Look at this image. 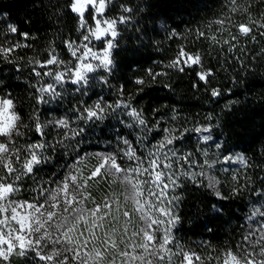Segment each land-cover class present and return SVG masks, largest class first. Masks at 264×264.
Instances as JSON below:
<instances>
[{
  "label": "snow or ice",
  "instance_id": "1",
  "mask_svg": "<svg viewBox=\"0 0 264 264\" xmlns=\"http://www.w3.org/2000/svg\"><path fill=\"white\" fill-rule=\"evenodd\" d=\"M251 2L247 0L241 4L239 0H227L229 12L233 15L239 13L244 21L236 23L232 16L215 20L213 23L220 26L217 31L228 33L222 43L216 35L209 36L203 30L195 33L197 39L203 37L210 42V47L220 46L221 51L227 45L229 53L235 49L243 53L245 49L240 43L241 38L251 41H256L257 36L264 38V13L258 19L253 18ZM113 5L114 0H68L63 6L61 11H70L75 17L77 39L61 41L70 55L68 60L62 59L51 45L46 49L47 55L43 60H28L29 65L35 64L40 69L32 67L37 79L36 83L29 85L35 90L34 94L30 93V98L37 106L61 99L67 82L76 85V92L82 96L88 94L90 81L111 87L108 77L116 67L113 56L120 43L119 26L128 25L135 11L120 4L119 13L109 16L107 13ZM226 23L231 27H226ZM10 34L20 38L9 40L7 37ZM171 35L179 33L173 31ZM34 39L28 32H20L16 25L7 24L6 28L0 29V60L8 64L23 60L24 57L14 59L13 54L18 49L31 48L32 45L24 41ZM261 52L264 53V48ZM193 66L200 68L193 87L203 82L211 97L222 95L221 89L209 87L214 73L211 68H204L200 53H187L181 46L176 58L165 65L179 72ZM101 71L106 75L97 76ZM147 74L153 80L167 75L151 69ZM44 77H48L50 82L41 83ZM145 83L143 78L134 80L138 86ZM139 91H143V87L138 88ZM116 96L113 102L103 96L91 104L80 100L70 109L71 116L65 113L59 119L53 117L42 122L38 107H33L25 118L17 110V98L12 93L0 94V264H10L13 256L25 258L26 264H32V261L36 264H264V222L259 223L257 228L250 226L234 247L228 246L216 256L211 253L204 256L186 249L175 236L174 230L178 231L181 224L178 208L184 198L180 190L188 182L197 189H208L221 201L238 197L249 188L250 177L242 174L241 169L251 165L242 153L222 154L220 149L223 145L216 142V159H205L198 165L200 171H192V167L197 165V154L182 153L176 146L188 132L209 133L201 138L205 142L211 141L212 127H219V124L178 131L163 127V117H160L149 125L143 109L134 107L131 100L125 97L124 86L116 88ZM234 103L230 101L225 107L231 110ZM117 112L131 118V123L121 121L126 128L138 126L142 133L155 134L158 137L156 142L146 143L147 135H138L133 141L118 133L112 151L80 155V145L90 126L102 123ZM177 119L178 114L173 109L171 120ZM206 119L211 121L213 116L209 114ZM49 127L56 131L52 139H48ZM26 132L37 134L38 139H29L17 146V138L24 137ZM104 143L111 145L113 141ZM198 152L208 156L207 150L198 149ZM69 153L74 154V159L72 163L60 166L65 171H54L47 179L38 177L42 167L56 158L54 154L67 156ZM88 158L96 163L89 166L86 163ZM233 163L240 168L232 169ZM219 164L225 165L219 171L230 176L224 185L227 193L221 189V180L205 170V165L214 169ZM25 178L32 181L27 189L32 196L30 199H19ZM117 181L123 191L118 194L105 191L103 198L97 202L90 189L99 190L102 184L111 188ZM257 196L264 200V191L258 192ZM120 197H123L122 202ZM86 202L92 206L86 207ZM129 202L133 203L132 210H122ZM262 208L264 205L254 208L249 219L256 215L264 218ZM213 210L217 213L221 211L215 206ZM114 211L120 215H114ZM136 213L143 221V227H136L126 241L124 237L129 234L128 226L134 224L133 215ZM122 217L126 219L120 232L117 225ZM134 237L139 239L133 241L131 238ZM121 245L124 247L121 248ZM200 247L202 251H215L205 241Z\"/></svg>",
  "mask_w": 264,
  "mask_h": 264
},
{
  "label": "trees",
  "instance_id": "2",
  "mask_svg": "<svg viewBox=\"0 0 264 264\" xmlns=\"http://www.w3.org/2000/svg\"><path fill=\"white\" fill-rule=\"evenodd\" d=\"M67 2L68 0H0V29L11 23L16 25L20 32H28L35 37L34 40L24 41L31 44V48H21L13 54L14 59L24 57L23 60H18L16 64L0 60V94L12 93L17 98V110L25 118L33 107H38L43 122L53 117L59 119L65 113L71 116L70 109L80 100L90 104L95 97L103 96L105 100L113 102L117 99L116 88L122 85L125 88V97L131 100L134 107L143 109L149 125L160 117H163V127H176L178 131L219 124V127H212L211 141L205 142L201 138L209 133H185L184 148L191 152H198V149L207 150L209 154L211 150L216 149L215 143L220 142L223 145L220 149L222 154L242 153L251 165L241 169L242 174L250 177L249 188L238 197L221 201L206 188L185 186L182 189L184 198L178 208L181 224L179 230L174 232L186 249L195 250L204 256L209 254V249L202 251V241L208 242L215 250L234 247L250 226L257 228L259 223L264 222V218L259 215L249 219L254 208L264 205V200L257 196L258 192L264 191V53L261 52L264 48V38L257 36L256 41L241 38L240 43L245 49L243 53L239 49L229 53L227 45H224L221 51L220 46L210 47V42L205 38L197 39L195 33L203 30L209 36L216 35L222 43L228 33L217 31L220 26L213 22L226 16H232L236 23L244 21V17L239 13L233 15L229 12L227 0H114V5L108 12L112 16L119 13L120 4L132 7L135 11L131 14L132 21L128 25L119 26L120 43L113 56L116 67L108 77L111 87L91 83L88 94L82 96L76 92V85L67 82L61 99L37 106L30 98V93L34 94L35 90L29 85L36 83L37 79L32 73V67H36L38 71L40 69L35 64L29 65L28 60H43L50 45L56 48L62 59H70L61 41L76 40L78 34L74 15L67 10L61 11ZM239 2L244 4L247 0ZM250 11L253 18L258 19L261 13H264V2L252 0ZM225 26L231 27L227 23ZM173 31L179 35L172 36ZM19 38L16 34L7 37L12 41ZM181 46H184L186 52L201 54L204 68H211L214 73L210 78L209 87L221 89L222 95L211 97L203 82L193 87L198 80V66L185 67L184 72L165 67L179 54ZM149 69L153 72H165L167 75L153 80L147 74ZM137 78L145 79V85L134 84ZM44 80L47 81L48 77H44L41 83H44ZM140 87H143V91L138 92ZM230 101L235 103L231 105V110H228L225 106ZM173 109L178 114L175 121L171 120ZM209 114L213 116L211 121L206 119ZM122 120L126 123L132 122L130 117L117 112L102 123L91 125L80 145V155L98 152V149L112 151L118 133L133 141L138 135L150 137L147 132L142 133L138 126L126 128L121 123ZM47 131L48 139L56 136V131L51 127ZM29 139L36 140L38 136L33 132H26L24 137L17 138V146L25 144ZM108 140L113 143H104ZM54 156L56 158L50 164L42 167L38 177L47 179L54 171L62 173L66 169L60 166L72 163L74 159L73 153ZM86 163L91 166L96 161L88 158ZM231 168L240 166L233 163ZM229 180L230 176L224 174L221 189L225 193L228 189L224 185ZM31 184V179L25 178L19 197L31 198L32 193L27 190ZM90 191L97 202H100L105 191L118 194L123 188L117 181L111 188L102 184L99 190L92 188ZM120 201H123V197H120ZM213 206L221 209L220 213L214 211ZM126 207L122 210L131 211L133 203L129 202ZM116 213L120 215L119 212H113L114 215H117ZM138 219L139 214H134V224L129 226H137ZM117 227L120 232L123 231L121 221ZM11 263L26 264V261L23 257L13 256ZM32 264L36 262L32 261Z\"/></svg>",
  "mask_w": 264,
  "mask_h": 264
},
{
  "label": "rangeland",
  "instance_id": "3",
  "mask_svg": "<svg viewBox=\"0 0 264 264\" xmlns=\"http://www.w3.org/2000/svg\"><path fill=\"white\" fill-rule=\"evenodd\" d=\"M109 16H112L111 14H109V13H107ZM187 53H190V54H195L194 52H187ZM176 58V57H175ZM174 58V59H175ZM97 76H103V73H102V71L101 72H99V73H97L96 74ZM45 81V80H44ZM45 82H50L49 80H47V81H45ZM91 83H93L94 85H97L98 83H96L95 81H90V84ZM96 99H98V98H94V99H92L93 101L94 100H96ZM92 103V102H91ZM90 103V104H91ZM172 128H175L176 129V127H172ZM156 139H158V137H156L155 135L154 136H152V135H150V137H148V140L146 141V143H155L156 142ZM179 149H180V151L182 152V153H188V152H191V151H188V150H185V148H184V146H185V142H184V140H182L181 142H179L177 145H176ZM171 147V146H170ZM101 151H103V152H108V150H105V149H98V152H101ZM194 153H196L197 155H196V159H197V165L196 166H193L192 167V171H200V168H199V164L200 163H203V161L205 160V159H207V160H209V161H212V160H215L216 159V153H217V151H216V149H213V150H211V152L208 154V156L207 157H204L203 155H200L197 151H194ZM185 167H187V165H185ZM223 167V165L222 164H219V165H215L214 166V169H208L207 168V165H205V170L209 173V175H214V176H216V177H218L220 180H221V184H222V178H223V176H224V173H221L220 171H219V169L220 168H222ZM177 170H179L178 169V166H177ZM203 179V178H202ZM208 181H207V179H205V183H207ZM192 184H191V182H188L187 184H186V186H191ZM54 187V186H53ZM180 191H182V189L180 190ZM18 198L19 199H23L22 197H19L18 196ZM149 199H151V198H149ZM85 206L86 207H91L92 205H91V203L90 202H86L85 203ZM123 208H127L126 207V205H124L123 206ZM122 208V209H123ZM115 212V211H114ZM117 214V213H116ZM117 215H119V214H117ZM124 219H126V218H121V222H122V226H123V223H124ZM136 227H143V221H141L140 219H138V225L137 226H128V228H129V234H128V236H126V237H124V239L126 240V241H128L129 240V238L131 237V232L136 228ZM122 228V230H123V227H121ZM117 238H119V235L117 234ZM133 241H136V240H138L139 239V237H134V238H131ZM91 247V246H90ZM124 246L123 245H121V248H123ZM209 251V253H211V255H213V256H216L221 250H215V251H212V249H209L208 250ZM197 252V251H196ZM198 253V252H197ZM177 259H179V258H177ZM10 264H12L11 262H10Z\"/></svg>",
  "mask_w": 264,
  "mask_h": 264
}]
</instances>
